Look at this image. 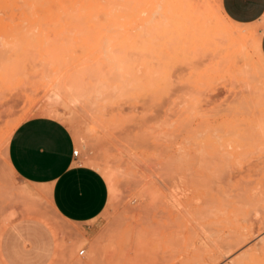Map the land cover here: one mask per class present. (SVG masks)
<instances>
[{
    "label": "rangeland",
    "instance_id": "1",
    "mask_svg": "<svg viewBox=\"0 0 264 264\" xmlns=\"http://www.w3.org/2000/svg\"><path fill=\"white\" fill-rule=\"evenodd\" d=\"M219 11L0 0V264L26 261L30 242L2 248L17 218L44 229L31 233L43 264H264V17L232 25ZM37 116L65 125L77 164L105 179L94 220L60 221L12 173L5 133Z\"/></svg>",
    "mask_w": 264,
    "mask_h": 264
},
{
    "label": "crops",
    "instance_id": "2",
    "mask_svg": "<svg viewBox=\"0 0 264 264\" xmlns=\"http://www.w3.org/2000/svg\"><path fill=\"white\" fill-rule=\"evenodd\" d=\"M219 4L227 19L239 25H256L264 17V0H219ZM259 51L264 58V28L259 36ZM72 150L74 140L65 125L37 116L13 130L6 146V159L14 176L45 200L53 216L65 223L84 224L104 209L108 187L96 169L77 164ZM37 230L44 229L36 219H13L3 233V251L19 244L21 238L30 242L23 249L26 261L22 264H43L38 260L42 251L32 244L35 239L31 233L35 235Z\"/></svg>",
    "mask_w": 264,
    "mask_h": 264
},
{
    "label": "bare ground",
    "instance_id": "3",
    "mask_svg": "<svg viewBox=\"0 0 264 264\" xmlns=\"http://www.w3.org/2000/svg\"><path fill=\"white\" fill-rule=\"evenodd\" d=\"M165 1V0H164ZM77 3V2H76ZM191 3H193V2H191ZM164 4H165V2H164ZM194 4V3H193ZM192 5V4H191ZM190 5V3H188V8H190V10L189 11H191V13H192V11H193V13L192 14H194V10H196V12H197V10H199L198 8H196V5H193V7H195L196 9H194L193 10V8H192V6ZM168 7V6H167ZM191 8H192V10H191ZM169 9V8H168ZM168 11V10H167ZM186 11V10H185ZM65 12V11H64ZM220 14H221V16L226 20V21H228L230 24H232V25H234V23L233 22H231L229 19H227V17L224 15V13L222 12V10H221V7H220ZM63 13V12H62ZM199 15L198 16H200V12H197ZM162 14V13H161ZM165 16H163V17H166L167 15V13H166V11H164V13H163ZM63 15V14H62ZM130 16V15H129ZM128 16V17H129ZM195 16V15H194ZM125 17H127V16H125ZM149 18V17H148ZM147 18V20H149ZM196 18V17H195ZM195 18H193V19H195ZM69 19V18H68ZM125 19V18H124ZM192 18H190V21H192L193 20ZM198 18H196V20H193L194 22H198V20H197ZM168 20H171V18H168ZM80 21V20H79ZM146 21V20H145ZM193 21H192V23H193ZM95 22V21H94ZM96 22H97V20H96ZM151 22V21H150ZM150 22H147V23H149L150 24ZM206 22V21H205ZM146 23V22H145ZM187 23V22H186ZM85 24V23H84ZM93 24V23H92ZM97 24V23H96ZM152 24V23H151ZM150 24V25H151ZM180 24V23H179ZM142 25V24H141ZM140 25V26H141ZM145 25V24H144ZM147 25V24H146ZM144 26V27H147V26ZM85 26V25H84ZM160 26V25H159ZM162 27H164V26H162ZM177 28V27H176ZM207 28V27H206ZM73 29V28H72ZM146 29V28H145ZM144 28H143V31L145 30ZM153 29V28H152ZM151 29V30H152ZM164 29V28H163ZM163 29H162V31H163ZM142 30V28L139 30V31H141ZM156 30H158V32H159V28L158 29H156ZM153 31V30H152ZM211 31V30H210ZM100 32V31H99ZM160 32H161V30H160ZM209 32V31H208ZM207 32V33H208ZM213 32V31H212ZM211 32V33H212ZM143 33V35H141V37L142 36H144L145 35V31L144 32H142ZM210 33V34H211ZM240 33H241V31H240V29H238V28H230L229 30H227V31H225V33H224V39L227 41H225L229 46L231 45V44H229V43H233V44H235V41L233 40L234 38H235V36H234V38H233V35L234 34H237V35H240ZM157 34V33H156ZM162 34V33H161ZM204 34V33H203ZM213 34V33H212ZM211 34V35H212ZM214 34H215V32H214ZM206 35H208V34H206ZM138 38H141L139 35H136ZM164 36H166L165 34H164ZM208 36H210V35H208ZM135 37V36H134ZM146 37V36H145ZM137 38V39H138ZM149 38V37H148ZM236 39V38H235ZM95 41V40H94ZM94 41H92V42H94ZM173 41V40H172ZM215 41H217V40H215ZM174 42V41H173ZM149 43V42H148ZM237 45V44H236ZM95 46H96V44H95ZM231 47H232V45H231ZM120 79V78H119ZM118 79V80H119ZM116 81V80H115ZM48 112V111H47ZM46 112V113H47ZM52 112H50L49 111V113H47V115H50ZM44 114V113H43ZM53 114V113H52ZM42 115V114H41ZM54 117V116H53ZM23 121V120H22ZM17 124L16 125H12V127H10L7 131H6V133H5V135H6V137L7 138H9L10 137V135H11V133L13 132V130L20 124V123H18V122H16ZM66 256H69V255H66ZM215 262V261H214ZM243 262H245L246 263V260H239V264H243Z\"/></svg>",
    "mask_w": 264,
    "mask_h": 264
},
{
    "label": "built area",
    "instance_id": "4",
    "mask_svg": "<svg viewBox=\"0 0 264 264\" xmlns=\"http://www.w3.org/2000/svg\"><path fill=\"white\" fill-rule=\"evenodd\" d=\"M71 154H72V156H73L74 158H76L77 155H78L76 150H72ZM83 252H84V251L81 249V250H79L76 254H77L78 257H81V256L83 255Z\"/></svg>",
    "mask_w": 264,
    "mask_h": 264
}]
</instances>
